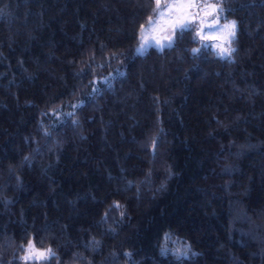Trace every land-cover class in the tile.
Masks as SVG:
<instances>
[{
	"label": "trees",
	"instance_id": "1",
	"mask_svg": "<svg viewBox=\"0 0 264 264\" xmlns=\"http://www.w3.org/2000/svg\"><path fill=\"white\" fill-rule=\"evenodd\" d=\"M220 2L223 59L138 54L155 0H0V264H264V0Z\"/></svg>",
	"mask_w": 264,
	"mask_h": 264
},
{
	"label": "snow or ice",
	"instance_id": "2",
	"mask_svg": "<svg viewBox=\"0 0 264 264\" xmlns=\"http://www.w3.org/2000/svg\"><path fill=\"white\" fill-rule=\"evenodd\" d=\"M152 11L154 15L148 17L147 25L140 26L141 39L137 48L138 54H142L150 44H154L160 50L170 47L175 42L177 34L189 30L197 20L199 27L196 36L201 41H219V43L213 44L212 48L222 59L231 58L236 51L232 45L236 38L237 22L233 20L220 25L218 13L222 12L223 8L218 4L208 3L207 0L203 4L200 3V0H176L174 3L165 4L162 9L161 0H155V7ZM214 14L215 18L207 23L208 17H212ZM205 28L211 29V33H205ZM192 51L196 53L199 49H192ZM113 206L120 207L119 204ZM23 250L25 255L22 259L26 262L48 260L54 255L51 249L43 251L37 249L32 240L28 241L27 247ZM163 251L166 249H162ZM188 251L187 248L183 251L178 248L175 250V255L178 259L181 256L187 257Z\"/></svg>",
	"mask_w": 264,
	"mask_h": 264
},
{
	"label": "rangeland",
	"instance_id": "3",
	"mask_svg": "<svg viewBox=\"0 0 264 264\" xmlns=\"http://www.w3.org/2000/svg\"><path fill=\"white\" fill-rule=\"evenodd\" d=\"M174 2H176V0H161L162 9H163V6H164L165 4H167V3H174ZM204 2H205V0H200V3H201V4H203ZM207 2H208V3H213V4H218V5L222 8V5H221L220 0H207ZM153 15H154V14H153ZM218 15L220 16V25H222V24H224V23H226V22H228V21H233V20H234L232 17L222 18L223 11L220 12V13H218ZM214 18H215V14H214V16H212V17H208V19H207V23H210L211 20L214 19ZM147 20H148V19H147ZM147 20H146V22H144L143 24L147 25ZM198 27H199V21H198V20H197L196 22H194V24L190 27L191 29H193L194 34H195V37H196L197 40H198V42H197L195 45H193V49H201L202 47H209V48H211V49L214 51V53L217 55V51H216L214 48H212V45H213V44H216V43H219V41H216V40L201 41V40L199 39V37L196 36V31H197ZM211 31H212L211 29L205 28V33H209V34H210ZM140 39H141V33H140V29H139V33H138V42H137V44H136V46H135V50H136V52H137V48H138L139 45H140ZM150 46H154V47H156L154 44H150L148 47H150ZM232 46H233V45H232ZM148 47H146L144 50H146ZM156 48H158V47H156ZM158 49H159V48H158ZM144 50H143V51H144ZM218 56H219V55H218ZM30 240H31V239H30ZM28 241H29V240H28ZM28 241H27V243L24 245V248L27 247ZM33 243H34V242H33ZM34 245H35V244H34ZM164 245L166 246V248L171 249V250H173V251H175V250L178 249V248L181 249V251H183V250L186 248V246H185L184 243H181L180 241L176 240L173 236L171 237V236H169V235H167V236L165 237V239H164ZM35 247H36L37 249L41 250V251L46 250V249H50L49 247H38V246H36V245H35ZM24 255H25V252L23 251L21 258H22ZM21 264H46V260H42V261H27V262H26V261H24V260L22 259V263H21Z\"/></svg>",
	"mask_w": 264,
	"mask_h": 264
}]
</instances>
